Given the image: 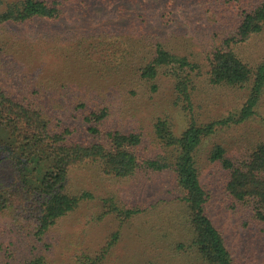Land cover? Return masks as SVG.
<instances>
[{
	"label": "rangeland",
	"instance_id": "1",
	"mask_svg": "<svg viewBox=\"0 0 264 264\" xmlns=\"http://www.w3.org/2000/svg\"><path fill=\"white\" fill-rule=\"evenodd\" d=\"M260 2L70 0L56 21L0 26V80L12 91L44 102L53 122L71 128V138L80 142L95 139L85 115L108 109L107 128L142 134L140 155L170 163L174 151L162 147L155 133L159 119L168 120L181 135L191 121L206 124L238 117L247 102L251 86H214L206 69L213 51L227 49L228 41L250 65L263 62L264 32L241 45L231 41L244 13ZM158 44L202 66L194 80L192 108L179 98L176 80L164 71L154 81L140 77V68L152 59ZM260 143L264 92L254 116L219 127L196 154L201 182L210 194L208 213L236 264H264V221L255 217L250 204L228 194L229 172L211 154L222 145L229 158L238 160ZM0 183L18 187L11 162L2 156ZM66 191L93 197L58 220L41 239L18 223L12 209L0 213V264H23L40 256L47 264H76L82 255L101 254L117 232L118 242L100 264H205L189 247L192 233L185 192L173 169H141L131 178L119 179L95 166H76ZM108 200L141 213L120 227L116 214L107 213ZM21 203L25 201L16 204Z\"/></svg>",
	"mask_w": 264,
	"mask_h": 264
},
{
	"label": "trees",
	"instance_id": "2",
	"mask_svg": "<svg viewBox=\"0 0 264 264\" xmlns=\"http://www.w3.org/2000/svg\"><path fill=\"white\" fill-rule=\"evenodd\" d=\"M67 1L70 0H0V26L36 20L56 21L64 14ZM263 32L264 0H261L253 10L244 13L231 41L235 46L241 45ZM208 61L206 74L212 85L234 88L249 85L250 96L238 117L206 124L191 121L181 135L173 131L168 120L159 119L155 133L162 147L174 151V160L170 163L162 161L163 158L148 159L140 155L142 134L107 128L108 109L85 113L88 132L95 139L80 142L71 138V128L53 122L44 102L12 91L0 80V156L11 162L18 183L16 189L0 183V213L12 209L18 223L41 239L58 220L93 197L87 192L70 194L66 191L72 167L95 166L105 175L119 179L131 178L141 169L164 171L171 168L185 192L192 233L190 249H195L205 264H236L224 234L208 213L210 194L201 182L196 154L219 127L244 122L256 114L264 92V60L250 65L228 41L227 49L216 48ZM161 71L176 80L179 98L188 104V109L192 108L194 80L202 74V66L158 44L152 59L140 68L139 74L144 80L154 81ZM211 159L221 162L229 172L228 194L237 202L250 204L255 217L264 221V143L238 160L229 158L227 150L217 145ZM22 200L25 203L16 204ZM107 203L110 205L107 213L116 214L120 227L141 213L138 209L121 208L111 200ZM119 234L111 236L101 254L82 255L76 264H100L118 242ZM23 264L47 263L40 256Z\"/></svg>",
	"mask_w": 264,
	"mask_h": 264
}]
</instances>
